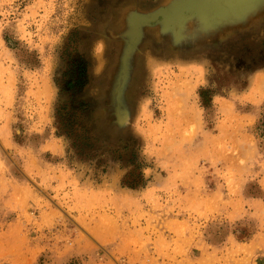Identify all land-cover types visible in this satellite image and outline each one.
Masks as SVG:
<instances>
[{"label":"rangeland","instance_id":"1","mask_svg":"<svg viewBox=\"0 0 264 264\" xmlns=\"http://www.w3.org/2000/svg\"><path fill=\"white\" fill-rule=\"evenodd\" d=\"M233 1L1 0L0 264H264V1Z\"/></svg>","mask_w":264,"mask_h":264},{"label":"trees","instance_id":"2","mask_svg":"<svg viewBox=\"0 0 264 264\" xmlns=\"http://www.w3.org/2000/svg\"><path fill=\"white\" fill-rule=\"evenodd\" d=\"M69 84V83H68ZM68 87H71L70 85H68ZM58 115H59V119L61 120V125L62 128L64 129V132L67 133L69 136L74 134L75 139L74 141H72V145H80L82 143H84L85 141H87L88 136H86L85 134H83V132H80V134L75 135V129L73 128L72 124L77 123L75 122V115H72V111L71 110H65V107H60V109H58Z\"/></svg>","mask_w":264,"mask_h":264},{"label":"crops","instance_id":"3","mask_svg":"<svg viewBox=\"0 0 264 264\" xmlns=\"http://www.w3.org/2000/svg\"><path fill=\"white\" fill-rule=\"evenodd\" d=\"M90 248V247H89ZM82 248H79L77 251H75L74 254H79L80 255V251H81ZM93 249V247H92ZM95 252V250L93 249L92 250V253ZM56 264V263H54ZM88 264H112L110 261H107V260H103V261H98V262H92V263H88Z\"/></svg>","mask_w":264,"mask_h":264},{"label":"bare ground","instance_id":"4","mask_svg":"<svg viewBox=\"0 0 264 264\" xmlns=\"http://www.w3.org/2000/svg\"><path fill=\"white\" fill-rule=\"evenodd\" d=\"M232 1H233V0H232ZM235 1H236V0H235ZM235 1H233V2H235ZM242 1H243V0H242ZM250 1H251V0H250ZM256 1H262V2H260V4H263V1H264V0H254L253 2H252V1H251V2H252V3H256ZM225 2L228 3V1H225ZM246 2H247V1H246ZM251 2H250V3H251ZM248 4H249V3H248ZM214 6H215V5H214ZM240 6H241V5H240ZM226 7H227V5H226ZM250 7H251V6H250ZM220 8H221V7H220ZM239 10H240V9H239ZM242 10H243V9H241V11H242ZM222 17H223V16H222ZM231 17H232V16H231ZM223 18H224V17H223ZM232 18H233V17H232Z\"/></svg>","mask_w":264,"mask_h":264},{"label":"built area","instance_id":"5","mask_svg":"<svg viewBox=\"0 0 264 264\" xmlns=\"http://www.w3.org/2000/svg\"><path fill=\"white\" fill-rule=\"evenodd\" d=\"M0 4H1V0H0Z\"/></svg>","mask_w":264,"mask_h":264}]
</instances>
